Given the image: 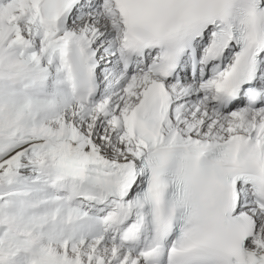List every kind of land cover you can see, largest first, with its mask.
Returning <instances> with one entry per match:
<instances>
[{
    "label": "snow or ice",
    "instance_id": "6c2138e0",
    "mask_svg": "<svg viewBox=\"0 0 264 264\" xmlns=\"http://www.w3.org/2000/svg\"><path fill=\"white\" fill-rule=\"evenodd\" d=\"M0 264H264V0H0Z\"/></svg>",
    "mask_w": 264,
    "mask_h": 264
}]
</instances>
